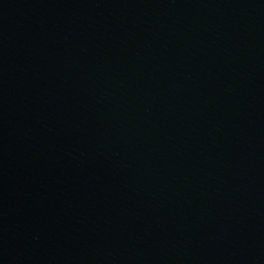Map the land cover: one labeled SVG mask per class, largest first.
I'll return each instance as SVG.
<instances>
[{
    "label": "water",
    "instance_id": "1",
    "mask_svg": "<svg viewBox=\"0 0 264 264\" xmlns=\"http://www.w3.org/2000/svg\"><path fill=\"white\" fill-rule=\"evenodd\" d=\"M0 185L41 264H264V0H0Z\"/></svg>",
    "mask_w": 264,
    "mask_h": 264
}]
</instances>
